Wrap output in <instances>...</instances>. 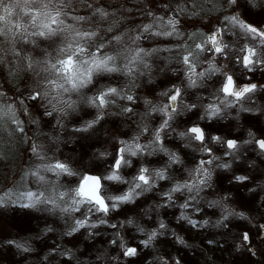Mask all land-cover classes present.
<instances>
[{
  "label": "snow or ice",
  "instance_id": "snow-or-ice-1",
  "mask_svg": "<svg viewBox=\"0 0 264 264\" xmlns=\"http://www.w3.org/2000/svg\"><path fill=\"white\" fill-rule=\"evenodd\" d=\"M253 7L257 6V0H247ZM212 5L211 11H221L222 17H216L218 26L210 32L199 30L185 34L178 25V16L166 13L157 14L151 7L140 10L127 8L129 14L134 11L140 15V22L125 29L120 34H115L114 29L119 23L116 20L109 22V17H114L115 12H110L103 0H0V64H5V56L8 54L17 57L22 62L15 69L8 68V74L15 76L23 71L25 75L31 73L36 78L31 90L25 96L21 93L18 97L9 98L7 93L0 90V145L6 140L12 142L18 139L17 133L24 135V141L28 143L26 152L31 153L40 163L32 168L22 170L20 181L13 187L0 189V207L8 203L18 205L21 208H35L40 211H59L71 218L68 224L67 236H72L81 229H95L98 225L108 224V220L99 219L93 222L91 217H107L121 204L133 202L141 194L157 187L159 181L172 179L167 170L175 164L182 163L180 155L164 146L169 132L186 141L184 147H191L193 143L198 145L194 151H199L202 156L193 167L186 170L187 176L181 181H176L167 191H161L160 196L165 204L158 207H166L174 203V194L187 193L184 202L179 205L181 209H188L202 191L211 187L212 170L210 165L216 168L228 169L229 163H215L221 157L215 156L213 149L209 147V139L212 144H218L224 149V157L238 159V152L244 145H254L261 154H264V139H257L249 132L251 139L242 143L236 139H224L218 135H211L199 123H192L177 132L173 127V121L184 112L197 109L194 103H185L184 94L188 89L201 88L212 77L216 87L212 94L211 102L202 105L203 112L200 120H213L220 117L225 109L234 108L237 104L251 99L253 93L264 88V84L244 83L240 84L234 75L220 66L221 61H229L233 65H240L247 73L256 70L264 71V26H257L243 19L239 13H229L233 6H239V0H191L193 9L204 10V4ZM225 4L227 7H225ZM164 8H169L165 4ZM181 13L188 12V0H181L177 5ZM83 9V13H81ZM191 15H196L193 11ZM128 17L121 16L120 21ZM107 23V27H104ZM122 26V25H121ZM230 33L237 40H244L242 45H230L225 42V34ZM179 41L172 47H161L157 41ZM153 40L151 47H144L142 41ZM192 41V43H188ZM21 45L25 47H21ZM7 46V47H6ZM176 51V55L167 57L182 67L178 70L182 79L180 84H171L170 87L160 92L164 97L163 103H155L145 97L147 106L143 115L159 114L161 121L158 126L150 127L145 124L138 125V131L131 139H120L114 153L102 152V157L112 156L105 174L93 175L90 172L80 173L75 171L68 163L60 160H52L43 151V145L38 144L28 136L25 131L26 121L22 116H27V123L38 125L39 121L33 117L26 101L33 102L32 107L43 109L41 116L52 117L55 113L67 115L68 111H76L81 104L96 110L94 119L85 123L84 127L77 131H88L98 123L106 114V109L115 104L116 98L127 101L131 105L137 104V97L132 94V89L138 87L136 81L140 76L149 73L152 68L149 58H153L161 51ZM235 53L234 58L230 53ZM34 57H40L36 59ZM203 57V61L201 60ZM207 67L201 68V63ZM123 77L126 83L123 86H100L101 82L112 78ZM149 79L151 77L149 76ZM75 95L76 99H73ZM9 101V102H6ZM241 111H252L241 107ZM121 113H134L135 108L121 106ZM59 123V121H57ZM147 134L146 142L141 143V137ZM163 153L167 162L161 168H149L143 163L129 177L123 174V170L133 167L131 158L154 156ZM46 174H51L55 179H49ZM61 177H75V181L69 185L60 182ZM233 179L243 183L249 178L246 175H236ZM30 182L34 187L29 186ZM108 182V183H106ZM127 185L121 194H105L110 184ZM222 197L208 202L209 207L221 205ZM224 211L221 220H227L229 216L247 219L243 212L230 210L223 205ZM86 210V214L85 211ZM199 211V209H196ZM79 213L80 216L74 215ZM179 220H186L193 227H197L196 221L181 213ZM132 224V221H128ZM207 223V221H205ZM220 223V221H218ZM116 228V224H109ZM166 225L161 221L159 229H165ZM260 234L264 235V225H259ZM50 230V229H49ZM137 230L146 236L140 240V244L148 247L163 232L153 229L148 233L143 227ZM95 233H89L94 235ZM119 236V233H117ZM178 243L184 241L176 237ZM241 245H249L248 251L252 252L251 237L244 232L240 238ZM6 243L14 245L17 249L29 252L31 248L18 240H9ZM111 243L116 244V240ZM213 243V241H209ZM238 245L237 247H240ZM119 247L124 258L134 257L139 249L126 245L122 238ZM53 252L56 249H52ZM61 255H68L65 250ZM163 264H168L165 260ZM175 264H180L177 260Z\"/></svg>",
  "mask_w": 264,
  "mask_h": 264
},
{
  "label": "rangeland",
  "instance_id": "rangeland-1",
  "mask_svg": "<svg viewBox=\"0 0 264 264\" xmlns=\"http://www.w3.org/2000/svg\"><path fill=\"white\" fill-rule=\"evenodd\" d=\"M154 3H158L156 5L155 10L157 11V14L164 15L166 13H170L173 15L178 16L180 20V24L178 25L181 32H184L185 34L194 32V31H201V32H209L212 29H214L216 26H218V21L216 17L224 14L221 11H211V8H206V12L203 13L202 16V10L199 8L193 9L191 6V0H188V12L187 13H181L179 9L177 8V5L181 3V0H153ZM169 5V8H164V5ZM224 4V3H221ZM155 5V4H154ZM205 5V4H204ZM209 6V4H208ZM225 7L227 5L225 4ZM253 9V11H249L250 9ZM262 8H264V0H257V6L253 7L251 4L247 2V0H239V6H233V8L229 9V13L235 14L240 13L243 19L249 20L252 23L258 24L259 26H264V10L262 11ZM160 11V12H159ZM193 11L196 12V15H191ZM186 17L189 18V20H186ZM137 21V18L135 19ZM135 21V22H136ZM125 24V23H124ZM135 23L130 22L127 25V28H130ZM127 28H124L127 29ZM123 30V31H124ZM121 31V32H123ZM120 32V33H121ZM119 33V34H120ZM229 35L228 37H231L232 35L230 33L225 34V36ZM148 41V40H146ZM152 41L151 46H153L154 41ZM170 43L168 41H157L160 43L161 47H172L179 41L176 39L170 38ZM145 41H142L143 44ZM188 43H192V41H188ZM176 55V51L168 52V51H161L158 54H156L155 57L149 58L150 63L152 64V68L150 73L145 70V75L140 76L136 83L138 87H134L132 89V94L136 96L137 104H135V114L136 116H139V119H136L134 116V113H123V115L118 110L121 106H132L127 101H122L119 98H116L115 104L111 105L106 109V114L103 116V119H101L98 123H96L90 130L84 132V131H77L76 128L75 131L72 134V138L68 139L67 145L70 147H74L75 150L78 149V146L83 147V151L81 154H78L76 157L74 156L73 159L71 158V152L69 155L65 154L62 158L60 157V161L68 163L75 171L84 173V172H90L93 175H103L106 172V169L112 161V156L102 157L100 153L111 151L110 153H114L116 148L118 147L117 141L120 139H131L136 132L138 131V125L140 127H143L145 124L149 125L150 127H156L159 125L161 121V117L159 114L152 113L149 116H144L143 113L146 109V105L144 104V98L147 97L151 100H153L155 103H160L159 99L153 96L154 91H162L165 88H167V82L171 79V81H174L173 75L174 70H177L175 65L178 64L177 62L173 60L166 59L167 57ZM202 60V57H201ZM202 64V63H201ZM181 66V65H180ZM170 67V68H169ZM182 67V66H181ZM173 70V71H172ZM169 72V77L166 78L167 73ZM149 76L151 79H149ZM182 77V76H181ZM126 83V80L122 77H119V79H106L101 82L100 86H106L108 84H111L112 86H123ZM76 99V98H73ZM142 108V109H141ZM141 109V110H140ZM77 110H79L84 115H88L84 119L86 120L85 123L89 120H92L96 116V110H94L93 115L90 112H86L85 110H90V107L86 105H79L77 107ZM136 110L138 112H136ZM202 110V109H201ZM114 113L115 115L119 117V121H113L110 120V117ZM113 116V115H112ZM82 117V121H84ZM122 120H125L122 122ZM121 122L124 124L123 127H121V133H118L119 131V125ZM131 124H133L134 127H131ZM73 128H75V125L72 123ZM179 131V130H178ZM127 134H130L129 136ZM134 134V135H133ZM169 136L164 141V146L167 147L169 150L172 151L173 148H177L176 152L181 156L184 152H186V149L189 147H184V144L186 141L180 140L176 134L173 132H169ZM172 135V136H171ZM147 134L145 136L141 137V143L146 142ZM78 144V145H77ZM198 148L195 147V149ZM44 152L46 153L47 150L44 149ZM186 158L184 160L181 159L182 163L175 164L170 167L172 170V174L170 173L169 176L172 178L169 181V184L166 186H160L162 181H159L157 184V187L154 188V190L160 195V189H164L167 191L168 188H170L176 181H181L182 179L186 178L187 172L186 170L193 167L195 162L202 158L201 153L198 151V156L193 155L192 153H188ZM158 155H164L163 153H158L154 156H145V157H137V158H131L133 160V167L126 168L123 170V174L126 177H129L136 171V169L143 163L145 166L149 168H161L164 166V164L157 163L155 164V156ZM56 160V159H55ZM164 163H166L164 161ZM49 179H52L51 174H46ZM54 179V178H53ZM75 177H61L60 182L64 183L65 185H69L72 182L75 181ZM7 181L5 183L2 182L1 176H0V185H5L10 187L11 182H13L12 176H9ZM211 182V181H210ZM108 183V182H106ZM29 186L34 187L33 185L29 184ZM123 188L125 190L127 188V185H116V184H110L108 187V190L106 191L107 194H116L118 195V191ZM157 189V190H156ZM163 191V190H162ZM148 193V192H145ZM143 193V194H145ZM141 194L139 197H137L133 202L127 203V204H121L119 208L116 210H113L109 213L107 217L103 216H93L91 217V220L95 221L96 218H102V219H112L109 221H114L113 219L115 216H118L119 212H125L127 211L128 207H131L132 205H135L138 203V201L142 200L143 197ZM151 196H153L152 193H150ZM156 195V194H155ZM187 193H184L183 195L180 193L174 194V203L169 204L166 207H158V205L165 204L164 199L161 197L157 200H150L149 207L147 206L144 209H139V212L142 213H148L152 212L155 216L152 221L155 222V225H150L148 228L149 233L153 229H158L159 231L163 232V235L156 238L157 240L154 242L153 248H151L150 251H147L146 247L142 246L138 254L134 257L130 258H124L122 256L121 249L119 247L120 240L122 238L123 242L128 246H134L136 247L134 242H132V239L125 234V228L121 227V224H118L116 229L120 231H116L115 233H119V236L110 233L109 240L106 238V236H101L99 231V234L96 235L98 238H100L103 242L96 241L97 239H94L93 235H89V233H93L92 228H85L81 229L79 232L75 233L77 235H84L80 238L79 241L70 242L71 239L69 237L68 241H65V247L67 249H60L56 246L51 247V249L48 252V258L50 259V262L52 264H77L76 262H79L80 264L84 261L89 262V264H133L137 261H142L144 264H163V261H167L168 264H175V262L178 260L180 264H202V249H200L198 246L202 247V234L203 239L208 238L207 233H202V192L200 193V196L197 198V202H193L192 206L188 209H181L179 207L180 204L184 202V199L186 197ZM140 205L137 204L135 206ZM155 206V210H154ZM134 207V206H133ZM196 209H199L197 211ZM25 212H11L10 214H6L8 211L4 212L3 208H0V264H19L20 261H17V259H25L28 257L27 255H24V253H21V250L17 249L14 245H10L6 243V241L9 240H17L16 238L20 235V230H11L10 225L12 223L9 221L10 218L16 217V219H12L11 221L15 222L14 226L20 225L21 217L23 220H25L23 214H31L35 219H38L40 221V227L41 232L44 234V238H49V231L53 228L51 225L54 224V226L59 225L58 228H64L68 230V224L71 223V218L64 216L61 214L58 210L55 212H47V211H40L35 208L25 209ZM85 211L86 210H82ZM174 211L177 213L175 216L172 214ZM28 212V213H26ZM183 213L187 217H189L191 220L196 221L198 226L193 227L191 224L188 223L186 220H179L178 217ZM14 214H21V215H14ZM77 217L80 216L79 213H75ZM134 213L130 215L128 218L119 217L120 223H126L127 226L130 228H135L137 231V234L140 232L137 230V227H139L142 224L146 225V221L144 219L142 220H135L134 219ZM138 217H143V215H138ZM58 218L62 219V221L66 222L67 220H70L68 223L58 222ZM149 220L151 217H148ZM60 221V220H59ZM128 221H132V224H129ZM163 222L166 225L165 229H159V223ZM49 223L47 227L45 226V223ZM138 224H137V223ZM45 228V229H43ZM50 229V230H49ZM147 229V228H146ZM51 232V231H50ZM52 232H57L56 230H53ZM51 232V233H52ZM211 234V233H210ZM212 235V234H211ZM73 236V235H72ZM71 236V237H72ZM134 236V234L132 235ZM141 236V235H140ZM179 236L183 239L184 243H178L176 240V237ZM207 236V237H206ZM33 238V237H32ZM218 238V237H217ZM84 239V240H83ZM137 239V238H136ZM49 240H52V237L49 238ZM112 240H116L117 243L113 244L111 243ZM136 241V240H135ZM138 245H140V241L137 240ZM53 244V241L50 242V246ZM76 245V246H75ZM86 249H83L85 248ZM13 248V249H12ZM9 249H12V252H14V257L16 256L15 260H12V256L10 257ZM52 249H56L55 252L52 251ZM65 250L68 251V255H61ZM87 251V252H85ZM11 252V253H12ZM32 256V255H31ZM28 260H24V262L29 263ZM97 258H99L98 261ZM45 264H49V261L47 258L43 259ZM109 262V263H108ZM208 262V260L206 261ZM39 263V261H38Z\"/></svg>",
  "mask_w": 264,
  "mask_h": 264
},
{
  "label": "flooded vegetation",
  "instance_id": "flooded-vegetation-1",
  "mask_svg": "<svg viewBox=\"0 0 264 264\" xmlns=\"http://www.w3.org/2000/svg\"><path fill=\"white\" fill-rule=\"evenodd\" d=\"M219 3L221 4V0ZM207 7L212 9L210 3L205 4V8ZM263 10L264 8H262ZM249 11H253V9L251 8ZM247 21L252 23L249 20ZM255 25L259 26L258 24ZM228 36H224V39L230 45L239 46L244 43L243 39L238 41L235 36ZM230 55L234 58L235 53H230ZM225 65H227L225 70L230 71L240 84H264V71L256 70L253 73H247L240 65H233L229 61L220 62L221 67ZM175 67L177 70L181 68L180 64H176ZM204 67H207V64L202 62L201 68ZM174 72L172 77L174 81L170 79L166 83L167 88L173 83L180 84L181 74L179 71ZM164 77L168 78L169 72ZM216 79V77H212L205 82L204 87L188 89L185 92V103L197 104L198 108L193 109L191 112H184L175 118L173 127L176 131H183L185 127L190 126L192 123H199L205 128L209 137L218 135L224 139H236L242 143L244 140L252 138L249 136V132H251L255 138L264 139V88L253 93L251 99L237 104L234 108L225 109L220 117L211 121L199 119L203 112L202 105L211 102L216 87L213 82ZM162 91H154L155 93H153V96L158 98L160 103L165 100L164 97L159 95ZM241 107L252 111H241ZM195 147L197 145L193 143L180 156L181 159L184 160L189 155L188 153L198 156V151H194ZM209 147L213 149L215 156L221 157V160L215 163L226 162L231 165L228 169L216 168L215 164L210 165L209 168L212 170L211 187L202 191L205 219L208 218L207 220L210 221V224L208 226L206 224L202 229V233H207V227H209L210 233L221 239L219 245L216 246L217 258L214 262L209 261L212 264H264V235L260 234L259 229V225H264V154H261L254 145H244L238 152L239 158L233 159L232 157H224V149L218 144H212L210 139ZM162 157L166 156L159 155V158ZM154 158L156 160L155 164L164 163L158 156ZM202 158L207 159L208 157L202 156ZM165 162H167V157ZM236 175H246L249 179L243 183H238L233 179ZM222 197H227V199L222 200L221 205L209 207L208 202ZM225 204L230 210L245 213L248 218L240 219L236 216H229L227 220L222 221L223 205ZM244 232L250 234L252 252L248 251L249 245H241L240 238ZM238 245L241 246L237 247Z\"/></svg>",
  "mask_w": 264,
  "mask_h": 264
},
{
  "label": "trees",
  "instance_id": "trees-1",
  "mask_svg": "<svg viewBox=\"0 0 264 264\" xmlns=\"http://www.w3.org/2000/svg\"><path fill=\"white\" fill-rule=\"evenodd\" d=\"M103 3L105 6L108 7V10L110 12H113V11L115 12L114 17H109V22H111L112 20H116L119 22L117 24L116 28L114 29L115 34H119L121 31L124 30V28H127L126 24H128L130 22H133L135 24L140 23V22H147L146 20L142 21L140 15L137 14L135 11L132 14H129L127 11H125V9H127V8L135 9L136 6L139 5L141 11L143 9L151 7L152 10L157 13V11L155 10V7H156V5H158V3L157 4L154 3L153 0H103ZM221 3H224V0H221ZM83 11L84 10L81 9V13H83ZM206 11L207 10H206L205 5H204V10H202V16H203V13ZM122 15L125 17H128V19L121 22L120 17ZM136 18H137V21L135 20ZM186 20H189V18L186 17ZM104 27H107V23H105ZM151 44H152V41L148 40V41H145L142 45L144 47H151ZM21 47H25V46L21 45ZM34 58L39 59L40 57H34ZM5 60L7 61V63L0 64V90H3L4 92H6L9 98L18 97L21 93H23L26 96L28 90H31L33 88L36 78L34 76H32L31 73H28V75H25V73L23 71L17 72L15 76H10L8 74V68L12 67L15 69L16 67L21 65L22 62L20 61L19 58L14 57L11 54L6 55ZM72 98H76L75 95H73ZM6 102H9V101H6ZM26 104L29 106V110L32 112L33 117L39 121L38 125H32V124L27 123V121H28L27 116H22L21 118L26 121V124H25L26 134L28 136L32 137L36 143L43 145V151H44V149L47 150L46 155L48 157H51L52 160H55V159L58 160V159H60V157L62 158L63 156H65V154L69 155L70 153H68V152H71V153H74V154H71V158L73 159L74 156L76 157L78 154L82 153V151H83L82 146H78V149L75 150L74 147H72V146L70 147L69 145H67V143H68V139L72 138V134L76 128L84 127L85 121H86L84 118L87 117L89 114L84 115L79 110H76V111L69 110L67 115L55 113L52 117H47V116H41L38 114V112L42 113L43 109H39L37 111V109L32 107L33 102L26 101ZM131 107L134 108L135 105H132ZM94 110L95 109L90 108V110H85V111L90 112L93 115ZM118 110H120V107L118 108ZM136 112H138V111L136 110ZM118 114L123 115L125 117V115L123 113L120 114L118 112ZM110 115H111L110 120H113V121H119L120 120L119 119L120 116H117V114L115 115L114 113H112ZM134 116L136 119L140 118L139 116H136L135 113H134ZM82 117H83L84 121H82ZM57 121H59V123H57ZM124 121L125 120H122V122H124ZM122 122L119 125V131H117L118 133H121V127H123V125H124ZM72 123L75 125V128H73ZM131 127H134L133 124H131ZM88 130H90V129H88ZM127 135L129 136L130 134H127ZM16 136L18 137V139H14L12 142H9L6 140V142L3 145H0V176H1L2 182L5 183L7 181L6 179H8L9 176H12V178H13V182H11L10 187L5 186V185H0V189H7V188L13 187L14 183L20 181V177H21L23 169L32 168L36 164L40 163L39 160H37L34 156L31 155V153L26 152V149L28 148V143H26L24 141V135L17 133ZM176 149L177 148H173L172 151H176ZM106 152L110 153L111 151H106ZM159 159H161V161H165L166 157H162ZM163 164H165V163H163ZM170 173L172 174V171L169 167L167 170V174L169 175ZM53 178L54 177H52V179ZM2 182H0V183H2ZM169 182H170L169 180H166L163 183H161L160 186H166L167 187V185H171V183L169 184ZM27 183L30 184V182H27ZM162 190L165 191L164 189H160V191H162ZM123 191H124L123 188H121L118 191V194H121ZM150 193H152L153 196H151ZM142 197H143V199L138 201V203H137V204L140 203L138 208H137V206H135L137 204L132 205L131 207L127 208L128 209L127 211H125V212L120 211L118 216H115V218L113 219L114 220L113 222L109 221L112 219H109L108 224L98 225V227L93 230V233H95L93 235L94 239H97L96 241L103 242L100 238H98L96 236L99 234V231H101L100 235L106 236V238L108 237L107 239L109 240V238L111 236L110 233L117 235L115 232L120 231V230H117L116 228L110 227L109 224H116V225L121 224V227L125 228V230H124L125 234L124 235L130 237L132 239V242H134L133 244H135L136 247L138 249H140L143 245H141V244L138 245L139 243H137V240L140 241L142 239H146V236L142 233L137 234L136 229L130 228L129 226H127L126 223H123V222L120 223L119 217L128 218L130 215H132L134 213L133 217L135 220H142V219H144L145 221L147 220L146 225L142 224L139 227H143L149 233V231H148L149 226L155 225V222L152 221L154 219V217H152V216H155L156 214L154 215L153 211L145 214V213L139 212V209H144L147 206L149 207V205H150L149 201L150 200H157V199L161 198V196L158 194V190L156 192L153 189L151 191H148V193L143 194ZM2 208H3L4 212L8 211L6 214H10L11 212H14V213L25 212L24 208H21L18 205H15L12 203H8L5 206H2ZM154 210H155V206H154ZM26 213H28V212H26ZM176 213L177 212L174 211L172 214L175 216ZM14 215H21V214H14ZM23 215H26V216H24L25 220H23L21 217L22 223L18 226H14L15 222L11 221L14 218L16 219V217L10 218L9 221L12 223V225H10L11 230H17V231L20 230V235L16 239L18 241H21V242L27 244L31 248V251H29V252L21 251V253H24V255H27L28 257L32 255L29 258L28 264H45L43 261V259H45V258L48 259L49 264H52V262H50V259L48 258L49 257L48 252L51 249V247L56 246V247L64 250V249H67L65 247L66 246L65 241H67L69 239V237H70L71 241L70 240H68V241H70V242L75 241L76 242V241H79L82 236H84L82 234H80V235L74 234L72 237L67 236V235H65V233L67 232V228H66V230L64 228H58L60 224L57 226H54V224L51 223L53 228L50 231L52 232L53 230H56L57 232L51 233L49 231V234H50L49 238L52 237V240H49V238L45 239L44 234L40 233L41 232L40 221L38 219H35L31 214H23ZM138 215H143V217H138ZM148 217H151V219L149 220ZM99 219L100 218H96V219H94L95 221H93V220L92 221L98 222ZM207 219H205L204 202H202V229H204L206 224H207V226L210 224V221H208ZM69 221L70 220H67L66 222L68 223ZM205 221H207V223H205ZM58 222L66 223V222L62 221V219H60V218H58ZM44 223H45L44 227H47L49 225V223H46V222H44ZM43 229H45V228H43ZM207 230H208V232H207L208 238L203 239V237H205V236L202 235V247L198 246L200 249H202V259H203L202 264H212V262L215 261V259L217 258L216 246H218L220 241H221L220 238H217L212 233H211L212 235L210 234L211 231H209V227H207ZM133 234H134V236H132ZM160 236H162V235H160ZM160 236H158V237H160ZM156 240L157 239H155L154 242ZM51 241H53V244L50 246ZM209 241H213V243H209ZM154 242H152V244L150 246L146 247L147 251H150L151 248H153V245L155 244ZM12 249H9L10 250L9 256L10 257L12 256L11 259L15 260L16 256L14 257L15 253L12 252ZM83 249H86V247ZM85 252H87V251H85ZM28 257H26L25 259H23V258L17 259L16 258V260L20 261L19 264H27V262H24V260H28ZM98 259L99 258H97V260ZM207 260H208V262H206ZM209 260L212 262H210ZM38 261H39V263H38ZM98 261H101V260H98ZM76 263L80 264L79 262H76ZM69 264H71V262ZM81 264H89V262L84 261ZM97 264H99V263H97ZM114 264H116V263H114ZM133 264H144V263L139 260Z\"/></svg>",
  "mask_w": 264,
  "mask_h": 264
}]
</instances>
